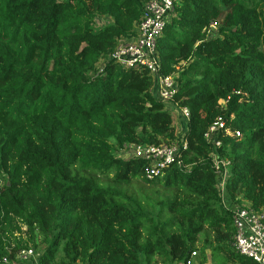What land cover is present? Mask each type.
Instances as JSON below:
<instances>
[{"label":"trees","instance_id":"trees-1","mask_svg":"<svg viewBox=\"0 0 264 264\" xmlns=\"http://www.w3.org/2000/svg\"><path fill=\"white\" fill-rule=\"evenodd\" d=\"M146 2L0 0V264L27 246L39 264H186L196 246L191 264H258L234 248L211 153L228 200L264 212V0L175 1L155 51L186 147L153 179L113 145L180 135L152 76L109 58ZM218 117L239 135L213 147Z\"/></svg>","mask_w":264,"mask_h":264},{"label":"built area","instance_id":"built-area-1","mask_svg":"<svg viewBox=\"0 0 264 264\" xmlns=\"http://www.w3.org/2000/svg\"><path fill=\"white\" fill-rule=\"evenodd\" d=\"M176 0H147L143 15L138 23L136 35L130 39H121L114 51L109 55L116 64L125 68L146 70L153 78L157 98L166 106L173 108L183 120H187L189 112L186 107H177L172 103L176 90L171 76H163L159 70V61L155 51L157 38L161 35L166 20L173 9ZM238 136L239 133L227 127L218 117L205 130L204 140L213 147L220 146L217 134ZM183 134L178 140L170 143L139 144L128 143L116 146L115 156L121 159L137 158L146 165L145 179H153L172 164L181 165V147H186ZM213 167L218 174V189L223 206L232 212L235 228L233 245L242 256L258 264H264V212H256L244 207L234 206L226 197L225 181L227 177L228 161L221 159L216 151L211 153ZM197 255L196 250L190 252L186 264H191ZM40 252L31 246L23 247L16 253L14 264H39Z\"/></svg>","mask_w":264,"mask_h":264},{"label":"rangeland","instance_id":"rangeland-1","mask_svg":"<svg viewBox=\"0 0 264 264\" xmlns=\"http://www.w3.org/2000/svg\"><path fill=\"white\" fill-rule=\"evenodd\" d=\"M106 21V19H96V22H95V25L97 26H100L102 25L104 22ZM171 111V116H172V119H173V124L175 125L176 127V130L177 132L181 133V128L183 127V124L181 123V128H179L178 126V122H177V116H176V109H172L170 110ZM113 154L115 155L116 154V146L113 145ZM130 188H133L134 190H137L139 188H144V189H148L149 188V185L147 184H143L141 183L140 181L138 180H133L131 183H130ZM195 250L197 251V255L196 256H199L200 255V249L199 247H195ZM194 259V258H193ZM192 259V260H193Z\"/></svg>","mask_w":264,"mask_h":264},{"label":"crops","instance_id":"crops-1","mask_svg":"<svg viewBox=\"0 0 264 264\" xmlns=\"http://www.w3.org/2000/svg\"><path fill=\"white\" fill-rule=\"evenodd\" d=\"M167 108H173V105L170 104V105H167L166 106ZM176 116H177V122H178V126L179 128H181V123H182V118L180 117V115L176 112ZM182 134V133H181ZM179 132H177V135H181Z\"/></svg>","mask_w":264,"mask_h":264}]
</instances>
